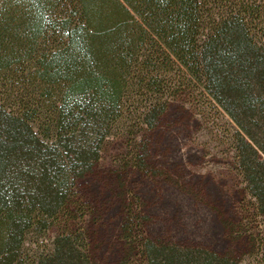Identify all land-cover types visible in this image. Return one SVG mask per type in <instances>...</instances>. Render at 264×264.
Here are the masks:
<instances>
[{"label":"trees","instance_id":"16d2710c","mask_svg":"<svg viewBox=\"0 0 264 264\" xmlns=\"http://www.w3.org/2000/svg\"><path fill=\"white\" fill-rule=\"evenodd\" d=\"M184 87L236 125V164L264 219V0H0V264H95L70 221L76 180L105 138L154 126ZM141 248L146 264H239Z\"/></svg>","mask_w":264,"mask_h":264},{"label":"rangeland","instance_id":"374dc122","mask_svg":"<svg viewBox=\"0 0 264 264\" xmlns=\"http://www.w3.org/2000/svg\"><path fill=\"white\" fill-rule=\"evenodd\" d=\"M237 127L201 89L182 88L154 126L104 139L70 197L95 264H146L144 238L254 264L264 219L234 153ZM52 221L46 236L59 231Z\"/></svg>","mask_w":264,"mask_h":264}]
</instances>
